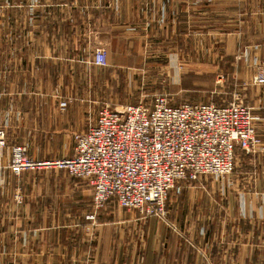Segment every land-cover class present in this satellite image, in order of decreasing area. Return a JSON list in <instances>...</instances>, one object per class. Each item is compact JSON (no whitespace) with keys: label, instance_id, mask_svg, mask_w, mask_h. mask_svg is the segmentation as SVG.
<instances>
[{"label":"crops","instance_id":"1","mask_svg":"<svg viewBox=\"0 0 264 264\" xmlns=\"http://www.w3.org/2000/svg\"><path fill=\"white\" fill-rule=\"evenodd\" d=\"M146 70L178 84L174 95L219 73L252 109L260 149L237 150L230 175L184 182L166 219L109 202L91 222L92 188L65 171L15 176L7 148L0 264H264V84L254 82L264 76V0H0V128L33 159L71 156L74 135L96 121L83 102L101 79ZM52 227L66 237L52 241Z\"/></svg>","mask_w":264,"mask_h":264},{"label":"built area","instance_id":"2","mask_svg":"<svg viewBox=\"0 0 264 264\" xmlns=\"http://www.w3.org/2000/svg\"><path fill=\"white\" fill-rule=\"evenodd\" d=\"M92 63L106 67V51L96 50ZM254 82L263 85V74ZM73 141L71 156L38 161L29 158L21 146L8 147L0 128V158L8 148V167L15 176L54 169L87 182L96 213L114 202L142 217L163 220L170 194H181L184 182L230 175L236 151L256 153L262 139L252 109L239 98L222 105H172L167 96L156 95L149 105L100 110L95 123L75 134ZM87 219L93 222L95 215Z\"/></svg>","mask_w":264,"mask_h":264},{"label":"rangeland","instance_id":"3","mask_svg":"<svg viewBox=\"0 0 264 264\" xmlns=\"http://www.w3.org/2000/svg\"><path fill=\"white\" fill-rule=\"evenodd\" d=\"M101 69V68H100ZM101 75V74H100ZM153 74H150L146 70L142 76L134 75L133 73H125L115 75L114 79L112 77L105 76L100 81V95L98 97H94L92 99H84L83 107L85 110V116H90L91 119H95L97 113L104 109L108 108L111 111H120L122 107L127 105H137V104H150L154 96L156 95H164L167 96L172 105H180L184 103H213L216 105H222L229 101H232L235 97L241 98L237 93H233V86L228 84L226 78L219 76L218 74H212L209 77H196L193 82H188L185 84H180L182 86H186L189 89L186 91L178 92L177 95H174L178 90V84H174L173 82H154ZM155 83V84H154ZM172 93V94H171ZM243 102V101H242ZM244 104V103H243ZM245 105V104H244ZM3 129V128H2ZM5 131V130H4ZM6 133V132H5ZM6 143H7V135H6ZM8 146V145H7ZM11 145L9 147H12ZM21 146V145H16ZM26 149L27 156L31 158L28 153V149L25 146H21ZM70 156V155H69ZM67 157H54L50 159H63ZM33 159V158H31ZM36 160V159H33ZM41 161V160H38ZM10 163V162H9ZM9 166V165H8ZM9 168V167H8ZM37 171V170H36ZM46 171H63V170H54L49 169ZM27 172V171H26ZM68 175V173H66ZM21 175V174H20ZM19 175V176H20ZM70 178L78 181V188L81 186L84 189H91L90 185L87 182L74 178L68 175ZM92 195V189H91ZM19 197V202H21V197ZM89 194L86 191H83L82 195H78V216L83 215L85 217V210L87 208H82L81 205L88 203ZM91 209L92 200H91ZM91 215H95L96 221V212ZM90 215H87L85 218ZM167 217V216H166ZM88 220V219H87ZM90 221V220H89ZM92 222V221H91ZM58 228L52 227V241L54 239H59L66 237L65 230H57ZM75 234H69L68 238H74Z\"/></svg>","mask_w":264,"mask_h":264}]
</instances>
